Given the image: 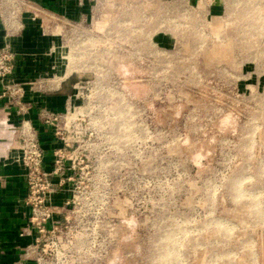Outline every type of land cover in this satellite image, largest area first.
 <instances>
[{
  "label": "rangeland",
  "instance_id": "obj_1",
  "mask_svg": "<svg viewBox=\"0 0 264 264\" xmlns=\"http://www.w3.org/2000/svg\"><path fill=\"white\" fill-rule=\"evenodd\" d=\"M79 4L46 17L58 44L36 83L82 97L62 264H264V0ZM40 9L6 0L0 20Z\"/></svg>",
  "mask_w": 264,
  "mask_h": 264
},
{
  "label": "crops",
  "instance_id": "obj_2",
  "mask_svg": "<svg viewBox=\"0 0 264 264\" xmlns=\"http://www.w3.org/2000/svg\"><path fill=\"white\" fill-rule=\"evenodd\" d=\"M30 1L49 11L40 9V15L37 12L24 15L23 24H18L17 29L4 26L0 20V48L7 46L15 54L14 76L22 85L23 95L20 100L27 108V113L21 115L7 98H0V264H35L38 255L37 250L32 248L36 233L28 223L29 209L25 203L27 187L19 161L16 128L23 119L30 121L44 152V168L50 171L52 151L61 144L54 138L52 128L43 123L39 114L42 108L52 113H64L67 104L64 94H55L46 86L36 84L38 78L53 72L54 59L50 51L57 48L58 43H54L57 39L46 17H51L54 3L60 0ZM79 1L61 0L63 14L70 17L73 9L80 10ZM19 27L22 30L18 32ZM1 92L0 84V94ZM71 197L68 186L57 187L50 193L53 221L62 220L63 206Z\"/></svg>",
  "mask_w": 264,
  "mask_h": 264
},
{
  "label": "built area",
  "instance_id": "obj_3",
  "mask_svg": "<svg viewBox=\"0 0 264 264\" xmlns=\"http://www.w3.org/2000/svg\"><path fill=\"white\" fill-rule=\"evenodd\" d=\"M5 2L6 0H0V13ZM14 59L15 54L11 48H0V98H7L17 107L19 114L25 115L27 108L20 100L23 88L14 76ZM80 98L82 97L77 95L74 101L68 102L64 113H52L45 108L40 111L39 117L45 125L52 128L54 138L61 144L52 151L50 171L44 168V152L30 121L23 119L16 128L19 161L24 170L27 187L25 203L29 209L28 223L36 233L32 247L38 252L35 264H62L64 259L78 252V249L74 251L72 241H77L81 235V230H76L78 224L73 225L79 180L84 175V168H80L83 162L77 155L78 148H74L79 139L75 131L80 129L84 121L80 119L83 116L80 105H77ZM69 115L74 116L70 121ZM65 186L69 187L72 197L63 206L62 220L53 221L54 212L49 203V195L57 187Z\"/></svg>",
  "mask_w": 264,
  "mask_h": 264
},
{
  "label": "bare ground",
  "instance_id": "obj_4",
  "mask_svg": "<svg viewBox=\"0 0 264 264\" xmlns=\"http://www.w3.org/2000/svg\"><path fill=\"white\" fill-rule=\"evenodd\" d=\"M70 74V73H69Z\"/></svg>",
  "mask_w": 264,
  "mask_h": 264
}]
</instances>
